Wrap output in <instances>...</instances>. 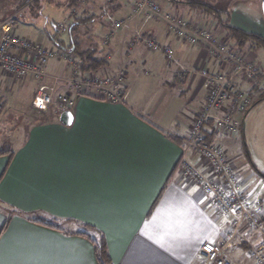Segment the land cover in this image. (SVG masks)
I'll return each mask as SVG.
<instances>
[{"label":"crops","instance_id":"0c3cea01","mask_svg":"<svg viewBox=\"0 0 264 264\" xmlns=\"http://www.w3.org/2000/svg\"><path fill=\"white\" fill-rule=\"evenodd\" d=\"M159 1L166 11L187 15L191 24L201 22L192 18L196 10L190 1ZM11 2L2 3L0 21L23 7ZM92 10L87 9L84 15L92 18L90 22L86 26L80 23L78 28H90L87 36L96 40L94 26L104 31L108 25L101 7ZM111 10V15L125 17L131 12L130 1L116 0ZM71 15L72 24L78 17L75 8ZM29 16L34 24L36 18ZM230 21L264 38L261 23L236 16L235 11ZM13 23L14 30L17 20ZM212 25L217 37L226 38L217 23ZM131 26L171 45L177 62L190 70L182 81L177 80V66L168 63L162 52L151 51L142 43L130 46V29L113 33L106 44L96 40L101 50L96 55L107 61L103 71L112 73L122 66L125 69L122 101L75 95L70 120L62 119V112L52 109L31 117L25 108L34 111L32 99L37 89L48 88L53 83L52 76L64 72L58 57L49 60L47 76L42 81L32 76L17 80L0 70V96L5 95L0 98V116L7 110L18 113L16 118L30 119L21 132L17 128L11 139L4 140L7 146L0 142V149L11 150L10 154H0V264H98L92 243L71 233L82 224H90L103 234L112 264H202V244L223 243L228 238L231 264H255L250 249L261 242V233L245 223L235 228L232 215L217 213L199 186L181 175L184 155L209 169L195 152L185 150L182 141L206 95L197 71L205 67L230 73L231 66L212 57L200 42L191 45L176 39L159 18L144 26L132 21ZM37 39L45 40L40 34ZM46 40L62 51L72 50L67 48L72 45L71 37L68 45L51 36ZM81 42L82 51L94 49L91 42ZM259 49L239 55L262 69L256 55ZM263 74L249 80L234 77L235 85L249 95L251 103L264 93ZM6 88L7 93H3ZM56 90L72 93L64 82ZM237 117L242 118L240 114ZM207 126V139L226 150L246 192L264 198V177L247 161L236 158L235 144L240 143L243 123L233 135L212 133L211 121ZM9 209L23 214L8 217ZM28 217L55 218L63 230Z\"/></svg>","mask_w":264,"mask_h":264},{"label":"built area","instance_id":"2783aa9c","mask_svg":"<svg viewBox=\"0 0 264 264\" xmlns=\"http://www.w3.org/2000/svg\"><path fill=\"white\" fill-rule=\"evenodd\" d=\"M14 15L0 21V70L10 77L21 80L32 76L42 81L47 76L46 65L51 58L58 57L63 62L64 71L52 76L53 83L48 87H39L32 99L33 108L39 112L52 109L55 113L71 110L75 95H89L101 100L120 102L124 93L125 69L119 67L112 73L80 72L78 59L67 51L50 48L41 42L18 35L13 30ZM159 18L166 29L176 39L195 45L198 42L207 46L208 53L224 65L231 66V72L211 71L201 67L197 73L203 79L206 88L204 102L193 117L182 141L186 151L195 152L205 160V170L186 155L180 161L182 177L199 186L209 199L211 207L219 214L232 215L235 228L245 223L250 229L261 233V242L252 249L255 264H264V198L250 196L238 175L237 169L226 150L217 142L206 137L207 122L211 121V132L233 135L239 132L241 118L251 104L249 95L234 83V77L249 80L263 70L251 60L235 53L227 38L217 37L207 27L191 24L181 15L166 11L156 0H135L131 12L125 17L108 21V33L102 39L106 44L110 36L117 31L130 29L132 37L129 45L142 43L151 51L162 52L168 63L177 66V80L182 81L190 70L177 62L171 45L145 35L139 27H132V21L144 26ZM60 27V26H59ZM68 83L70 92H59V83ZM210 131V130H209ZM230 239L223 243L205 242L199 250L202 264H231L228 255Z\"/></svg>","mask_w":264,"mask_h":264},{"label":"rangeland","instance_id":"374dc122","mask_svg":"<svg viewBox=\"0 0 264 264\" xmlns=\"http://www.w3.org/2000/svg\"><path fill=\"white\" fill-rule=\"evenodd\" d=\"M11 1L12 0H0V10H1V6L4 5L2 3L12 4L13 2ZM14 1H16V3H14L13 5L17 4V7H21V6L23 7L9 14L8 16L4 17V19L14 15L13 21H15V19L17 20V25L15 26L14 29L15 33L18 35L27 36L34 41L36 40L39 41L37 37L40 34L43 36V38H45V40L43 39L40 42L53 49H56L57 45L53 41L51 43H48L46 40V36H51L53 39L62 42L64 45L69 44L70 35L68 32V26L69 24H71L73 19L71 15L72 8L76 9L77 15L78 17H80V19L87 18V16H84L86 15L85 13L87 9H90L91 11L92 10L91 8H93L92 11H94L100 7L102 13L105 14V23L108 24V21L112 18L113 19L118 18L117 16L111 15V11H112L111 9L116 6V1H112V0L111 1L109 0H91V1L90 0H19V1L14 0ZM129 1L131 6V4L134 3L135 0H129ZM156 1L163 9L162 7L163 4L159 0ZM183 1H190L197 3L196 5L193 6L196 10V14H195L196 16L193 15L192 18L194 20L198 19L199 22L201 21L200 23H198L199 26L207 27L213 32H215V29H213V25H212L214 23H217L218 25L217 28L221 29L220 25L218 24L217 17L219 16L220 19L227 18L229 20V23L232 24L230 21V14H232L234 11L236 12V16L241 15L244 18H246L248 21L261 23L264 29V0H183ZM26 4L29 6L25 8ZM206 6H208L209 10H211L210 12L205 13L203 7ZM70 7L72 8L70 9ZM212 10H216L218 13L215 11L213 12ZM29 13L31 14L32 17L36 18L34 24H32L29 20L31 18L29 16L30 15ZM181 16L184 17L185 19L187 18V15L183 13L181 14ZM212 20L214 22H212ZM210 21L212 22V24L210 23ZM55 26H57L58 29H56ZM84 26L86 25L84 24ZM98 26L99 25L94 26L95 29L94 38H96V40L101 44L102 39L106 35L108 29L103 28L104 31H102V29ZM34 29H36L37 32H35ZM90 30H91L90 28L85 29V27H83L80 30L79 28L78 30H76V34L78 35V38L80 40L82 39L83 44H86L87 41L89 42L93 41L92 40L93 38L90 39L89 38L90 36L89 37L87 36L89 35L88 33L90 32ZM81 46H82V42L79 43V48H82ZM257 53H258L256 54L257 60H259V63L261 64V67L264 71V50L260 48L257 51ZM106 67L107 65L101 67L100 69H98V72H105L103 70H105ZM63 70L65 69L63 68ZM2 90L3 93L4 92L7 93L6 92L7 88ZM261 92H264V86L262 87ZM1 97L3 98L5 97V95H1L0 98ZM25 108L28 112L31 113V117L33 116L38 117L42 115L38 111L36 112L35 110L32 111L30 108L28 109L27 107ZM8 113L9 115L7 116ZM17 115L19 114L15 113L14 111L3 110L0 116V142L5 144V146H7L8 143L5 142L4 140L8 138L11 139V137L15 134V130L17 128L21 132V130L30 121L29 118L28 119L16 118ZM241 117L242 118L240 119V121H241V126L243 123V131L241 130L242 132L240 131L239 133L240 143L235 144V148H237L235 149L236 158L239 162L247 161L248 164L251 166L249 162V156H250V158H253L255 162H257L259 167L264 169V93L259 98V101L254 106H252V108L249 111H247L245 114H242ZM229 243H231V240L229 241ZM229 245L230 244H228V246ZM252 249H250V258L255 263V259H253L254 254Z\"/></svg>","mask_w":264,"mask_h":264},{"label":"trees","instance_id":"16d2710c","mask_svg":"<svg viewBox=\"0 0 264 264\" xmlns=\"http://www.w3.org/2000/svg\"><path fill=\"white\" fill-rule=\"evenodd\" d=\"M111 1V0H110ZM116 1V0H112ZM192 5H196V2H190ZM201 5V4H200ZM201 8V6H200ZM205 13L210 12L211 10L208 9V6L203 7ZM203 11V12H204ZM213 12H217L216 10H212ZM218 13V12H217ZM179 15V14H177ZM218 24L220 27L224 30L225 34L224 36L228 39L229 47L237 54H242L246 50H257L259 48H262L264 50V38L260 35L244 31L232 24L229 23V20L227 18L220 19L218 16ZM92 18L87 17L85 19L76 18L74 22L71 24V26L68 28L69 35L72 40V45H69L67 48H71L70 51L71 54L75 55L79 61V68L80 72H95L96 70L100 69L101 67H104L107 64V61L102 56H97L101 50L98 49V43L95 39H92L91 47L94 49H88V50H80L79 43L81 40L78 38V35L76 34V30H78V26L81 24H86L90 22ZM76 35V36H75ZM77 37V38H75ZM62 43V42H61ZM62 45V44H61ZM60 43L59 46L61 47ZM90 47V48H91ZM97 54V55H96ZM259 99L253 100V102L250 104L248 109L244 112V114L249 111L252 106H254ZM244 116V115H243ZM2 153H11L10 149H0V154ZM249 162L254 169L260 176L264 177V173L260 172L259 169H257L256 165L252 162L250 156H249ZM14 213L23 214L20 211H17L15 209H9V211L6 213L8 217ZM30 220L41 223L53 228H57L60 230H63L60 227V222L53 218V219H44L41 217H28ZM77 235H80L86 239H88L93 246L94 255L96 257V260L98 264H112L108 251H107V245L106 241L104 239L103 234L97 230L94 226L90 224H82L81 228L79 230H76L74 232H71Z\"/></svg>","mask_w":264,"mask_h":264},{"label":"water","instance_id":"95a60500","mask_svg":"<svg viewBox=\"0 0 264 264\" xmlns=\"http://www.w3.org/2000/svg\"><path fill=\"white\" fill-rule=\"evenodd\" d=\"M62 116V119H64L63 117H65V118H69V120H70V118H71V113H70V110H65V111H62V114H61Z\"/></svg>","mask_w":264,"mask_h":264}]
</instances>
